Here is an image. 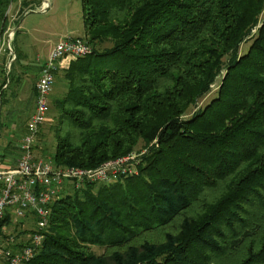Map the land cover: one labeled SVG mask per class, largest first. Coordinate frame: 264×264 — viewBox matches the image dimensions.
Wrapping results in <instances>:
<instances>
[{
	"label": "trees",
	"instance_id": "obj_1",
	"mask_svg": "<svg viewBox=\"0 0 264 264\" xmlns=\"http://www.w3.org/2000/svg\"><path fill=\"white\" fill-rule=\"evenodd\" d=\"M14 1L0 0V44ZM83 10L78 37L92 52L64 72L51 160L95 169L148 150L136 175L69 183L26 264H264V0H83Z\"/></svg>",
	"mask_w": 264,
	"mask_h": 264
},
{
	"label": "built area",
	"instance_id": "obj_2",
	"mask_svg": "<svg viewBox=\"0 0 264 264\" xmlns=\"http://www.w3.org/2000/svg\"><path fill=\"white\" fill-rule=\"evenodd\" d=\"M47 7L48 3L44 1L41 11H46ZM20 17V14H9L14 22H18ZM16 30L10 22L0 44V55L5 49L10 57L8 70L16 58L12 47ZM91 52L92 47L85 39L68 37L51 50L48 60L42 66L36 88L35 109L28 122L18 162L13 167L0 169V223L7 213L19 218L35 214L39 219V227L45 229L50 223V205L69 183L76 188L88 183H110L119 174L137 170L133 163L134 155L107 162L95 169L58 167L51 159L35 155L34 145L51 111L50 95L63 61L78 60ZM43 241L44 235L36 234L32 242L20 251L0 248V255L7 264H26L35 257Z\"/></svg>",
	"mask_w": 264,
	"mask_h": 264
},
{
	"label": "rangeland",
	"instance_id": "obj_3",
	"mask_svg": "<svg viewBox=\"0 0 264 264\" xmlns=\"http://www.w3.org/2000/svg\"><path fill=\"white\" fill-rule=\"evenodd\" d=\"M44 1L48 3V7L46 11H41ZM19 3V0L14 1L9 14H20L25 19L21 23L24 31L19 34L17 43L20 45V53L23 54L22 59L25 57L27 64L31 67L36 68L38 65H44L52 48L62 40L68 37L84 36L86 33L83 0H31L30 2L25 1L22 7ZM260 21H264V10ZM249 45L250 42L244 43L241 52L247 51ZM72 61H70V64ZM70 64L67 66L69 67ZM67 69L60 68L56 86L50 95L51 111L47 115L45 124L40 129L34 145L35 155L38 158L51 159L56 151L57 128L62 114L58 102L64 98L69 90L68 81L64 77V72ZM222 79L223 75H220L213 84L211 91L192 110V113L199 108H203L217 95ZM147 150L144 148V143L141 142L133 154L135 156L133 163L139 164L141 157L147 153ZM140 151L142 152L138 153ZM136 174H138V170H129L124 175L132 176ZM118 176L110 183L115 182ZM38 223L39 219L33 214L22 218L10 215L6 223V229L0 232V246L2 249L13 250L14 247L30 244L34 239V235L42 234L49 226L41 229ZM92 249L99 255L104 252V249L98 246H92Z\"/></svg>",
	"mask_w": 264,
	"mask_h": 264
},
{
	"label": "crops",
	"instance_id": "obj_4",
	"mask_svg": "<svg viewBox=\"0 0 264 264\" xmlns=\"http://www.w3.org/2000/svg\"><path fill=\"white\" fill-rule=\"evenodd\" d=\"M25 1L31 0H19L21 7ZM9 20L17 28L12 44L16 58L8 70V52L4 49L0 55V169L13 167L18 162L28 122L35 109L36 88L43 66L38 65L36 69L27 64L25 57L22 59L23 54L19 51L17 40L24 31L21 23L25 19L21 17L18 22L12 21V18ZM69 64L70 60L66 59L61 68H68ZM0 264H7L1 255Z\"/></svg>",
	"mask_w": 264,
	"mask_h": 264
}]
</instances>
